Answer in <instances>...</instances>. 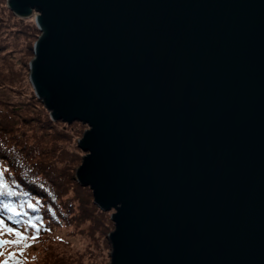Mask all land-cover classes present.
Listing matches in <instances>:
<instances>
[{"label":"water","instance_id":"water-1","mask_svg":"<svg viewBox=\"0 0 264 264\" xmlns=\"http://www.w3.org/2000/svg\"><path fill=\"white\" fill-rule=\"evenodd\" d=\"M31 82L80 121L111 264H264V0H10ZM0 239H2L0 237Z\"/></svg>","mask_w":264,"mask_h":264},{"label":"rangeland","instance_id":"rangeland-1","mask_svg":"<svg viewBox=\"0 0 264 264\" xmlns=\"http://www.w3.org/2000/svg\"><path fill=\"white\" fill-rule=\"evenodd\" d=\"M9 1L0 0V123L9 130L0 136V172L6 182L39 189L41 197L29 202L47 209L53 219L42 232L28 235L25 243L30 247L10 244L0 249L4 253L0 262L14 252L17 259L11 264H111L109 234L115 228V210L100 209L91 188L76 179L86 154L79 141L89 126L52 119L38 98L30 69L34 44L42 34L36 22L38 13L16 17ZM19 189L24 191L20 185ZM0 237L16 239L6 234Z\"/></svg>","mask_w":264,"mask_h":264},{"label":"trees","instance_id":"trees-1","mask_svg":"<svg viewBox=\"0 0 264 264\" xmlns=\"http://www.w3.org/2000/svg\"><path fill=\"white\" fill-rule=\"evenodd\" d=\"M56 121H62V120H56ZM5 127H3V125L0 123V136H1V132H3V131H5L7 133L9 132V130H6V129H8V127L7 128H5ZM1 141L2 140H0V146L2 143ZM15 164H16V167H15L13 162H10V166L18 168L19 165H18L17 161H15ZM24 168H26V167L23 166V169ZM5 181H7V180L5 179ZM7 183L9 185L10 190L16 192L17 195L0 197V214L3 215V218L6 221V223L13 228L23 230L26 235H32L33 233H37V231L35 229L31 228L30 226H26L25 223H23L29 219L33 220L34 223H37L39 225V231L38 232H42L41 229L43 227L50 226L49 223L53 219L52 214L47 209H41V206L36 205L35 211L32 208H28L27 206H25L23 208H18V210L20 212L27 213V215H21L18 217L15 216L14 214L7 212V210L3 209L4 203H9L13 207H18V205L23 204V201H28V202L29 201H35L34 199L37 198V196L41 197L40 194H42L40 191H38L39 189H37L36 187L27 188L26 186H29L27 183H24V185H23V184H20L17 182V184H19L24 189V191H21L19 189V185H17L16 182H14V181L13 182L9 181ZM32 194H36V196H34V198H33V197H31ZM43 196H45V195H43ZM93 199H94V195H93ZM100 209H102V208H100ZM9 217H11V218H9ZM37 218H39V219H37ZM17 221H20L21 223H17Z\"/></svg>","mask_w":264,"mask_h":264},{"label":"snow or ice","instance_id":"snow-or-ice-1","mask_svg":"<svg viewBox=\"0 0 264 264\" xmlns=\"http://www.w3.org/2000/svg\"><path fill=\"white\" fill-rule=\"evenodd\" d=\"M15 195H17V193L10 190L8 183L4 179V173L0 172V197L15 196ZM23 207H25L24 204H20L18 205V207H13L9 203L3 204V209L7 210V212L14 214L17 217L21 215H27V213H22L18 210V208H23ZM27 207L32 208L35 211V205L33 203L31 202L27 203ZM17 223H21V222L17 221ZM23 223H25L26 226H30L31 228L35 229L38 233L39 225L37 223H34L33 220L29 219ZM5 234L15 236L16 239L14 240L0 239V249H3L10 244L16 245V246H20L23 244L24 248L30 247L29 244L25 243V241H27L30 237L26 235L23 230L13 228L10 225H8L3 218V215L0 214V235H5ZM36 238H37L36 236L31 237V239L33 240H35ZM3 254H4L3 252H0V255H3ZM20 255H23V251H21ZM16 259H17L16 253L14 252L9 253L8 258L0 262V264H11V261L16 260ZM17 264H20V262L17 261Z\"/></svg>","mask_w":264,"mask_h":264}]
</instances>
